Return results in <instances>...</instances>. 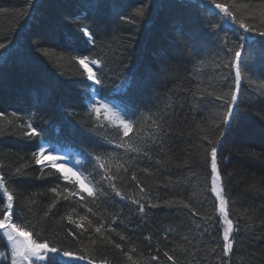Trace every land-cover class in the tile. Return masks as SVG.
<instances>
[{
  "label": "trees",
  "instance_id": "obj_1",
  "mask_svg": "<svg viewBox=\"0 0 264 264\" xmlns=\"http://www.w3.org/2000/svg\"><path fill=\"white\" fill-rule=\"evenodd\" d=\"M218 2L247 4L257 14L264 5V0ZM141 7L144 15L135 16V9ZM22 11L27 15H20ZM241 12L247 15L242 7ZM119 14H132L137 23H123ZM221 16L208 0H33V6L28 0H0V42L6 45L0 49V112L5 114L0 118L2 174L10 178L15 167L30 163L31 153L45 140L51 146H68L82 157L77 168L86 181H91L90 186L100 180L94 156L107 159L108 153L114 152L112 170L116 172L117 162L123 165L115 182L125 196L138 197L139 182L153 203L177 202L150 209L147 217L133 215L129 209L135 212L136 206L121 200L111 189L107 196L98 198L81 192V199L71 195L79 190L78 185L65 181L50 167L40 178L41 166L32 163L28 176L21 178L26 182L9 183L8 187L17 193L18 203L25 196L34 201L23 211L17 208L22 222L34 226L33 239H47L74 251L83 248L95 264H156L150 257L157 251L158 264H171L163 255L165 251L177 257V264H220L226 225L211 192L210 158L205 160L202 151L197 154L196 146L201 137L214 131V123L220 122L217 111L221 104L209 103L211 98L202 102L199 91L203 90L206 97L225 79L227 90L234 77L231 69L215 66L227 60L221 51L223 38L227 35L230 43L238 40L236 26ZM81 26L95 32V46L85 43ZM77 55L107 61L102 69L103 86H92L86 79L82 68L71 59ZM243 59L239 128L228 135L229 128L224 126L227 139L221 155L228 159L220 161L229 218L234 225L239 224L228 264H264V49L259 43L246 47ZM92 87L98 89L97 97L117 101L128 113L134 122L132 141L148 145V156L115 148L122 130L103 116L98 120L95 114H85ZM194 91L196 96L191 95ZM168 97L173 115L164 130L171 125L173 131L165 136L142 118L164 108ZM30 119L44 132L26 140L15 125ZM5 128L8 130L3 131ZM153 136L163 141V148L153 144ZM54 187L57 193L50 191ZM181 200L199 215L193 217L178 203ZM69 216L74 223H69ZM207 216L212 220L204 224ZM196 224L201 227L196 228ZM97 227L100 233L95 232ZM26 231L31 233L32 228ZM69 231L77 235L83 232L82 240L73 241ZM147 236L152 237L151 242ZM116 243L123 251L115 248ZM0 264H11L10 257L1 258Z\"/></svg>",
  "mask_w": 264,
  "mask_h": 264
},
{
  "label": "snow or ice",
  "instance_id": "obj_2",
  "mask_svg": "<svg viewBox=\"0 0 264 264\" xmlns=\"http://www.w3.org/2000/svg\"><path fill=\"white\" fill-rule=\"evenodd\" d=\"M211 7L218 10L221 16V20L230 22L231 25L236 26L238 30V40L232 41L228 40L227 35L223 38L221 42V51L224 52L227 60H221L216 63L215 66L229 68L234 71V77L232 78V84L227 86V90H224L225 85H227V79H225L224 84H221L215 91H208L205 97L203 90L199 91L201 101L203 102L206 98H211L209 103L212 101H220L221 104L218 109L217 115L220 118L218 124L214 123V131L201 137V142L196 146L197 154L201 151L204 153L205 160L210 158V168H211V192L215 194L216 200L218 201L217 211L223 220L226 227L223 228L222 233V254L220 256V264H228L231 256L235 251V244L237 243L235 237L239 235V224H235L232 219L229 218L228 212V200L225 198L223 192L224 189L221 185V170L220 161L221 159H228V157H223L221 155L222 149L224 147V141L227 139V135L224 131V126H228L229 133L235 131L239 128L241 114L237 111L240 108V96H241V85L244 80V69L243 65L245 61L243 59L244 50L246 47L259 43L261 48L264 49V5H261V9L256 13L255 9L250 8L249 5H234L229 3H220L218 0H208ZM29 6H33V0H28ZM241 7L247 10V15L241 12ZM20 15H27L26 12L22 11ZM144 9H135V16H143ZM118 19L126 24H135L137 21L134 19L133 15L119 14ZM217 25H212V28H216ZM242 30V31H240ZM80 32L83 34L86 44H96V34L88 26H81ZM258 37L259 39H254ZM6 45L0 42V49H4ZM47 54V53H45ZM72 61L77 63L83 70V75L88 81L92 82V85L103 86L105 73L102 71L106 64V60L102 57L90 59L87 55H77L71 57ZM215 63V62H214ZM95 69V70H94ZM199 87V86H198ZM93 92L99 94L98 89L93 88ZM192 96H196L197 92H192ZM169 103L165 104V107L160 109L158 112L152 115L145 114L143 116L144 121H151L155 125L158 132H162L163 135L167 136L173 131L171 125H168L167 131L164 130V125L169 119L172 118L173 113L169 111L172 109L171 97H168ZM182 109V105H181ZM105 113V118L109 119L110 122H119V128L122 130V135L120 141L114 146L115 148H123L126 152H135L138 154H143L145 156L149 155L148 145L140 146L132 141L131 135L135 132L134 122L130 119L122 118L121 113L118 112L109 103L104 102V100H93L90 104L86 115L95 114L96 118L99 120L101 112ZM4 113L0 112V118L4 117ZM14 117L16 113L12 114ZM153 117H156L155 119ZM10 125L13 121L8 122ZM199 127V125H197ZM235 126V127H233ZM18 134L26 140H33L37 137L43 135L44 130L35 126L31 119L27 122L15 125ZM5 128L3 131H7ZM203 131V129H201ZM139 137L140 133L136 132ZM153 144H160L161 148L164 147V143L161 140H157L155 136L152 137ZM206 141V142H205ZM112 143V141H109ZM38 150L31 153L30 163H21L19 166L15 167L10 178L5 176L3 173V168H0V246H3L7 251H0V258L11 260V264H79V262L87 261V264H95L93 257L85 254V250L80 248L78 251L69 248H64L60 246L59 243L53 244L52 242L44 239L42 242H38L37 239H33L32 236L36 235L35 228L30 222L23 223L22 217L17 212V208L21 211L27 208L29 204L34 203L30 197L25 196L22 203H18L17 193L11 191L8 187L9 183L22 184L26 181L21 179L28 176V169L34 163L37 166H41V177L43 178L46 173L44 169L51 168L55 172L59 173L65 181L69 183H74L79 186V190L72 192V196H81V192H86L89 197L98 198L101 196H107L108 189L114 192L117 197L121 200H130L132 205L136 206L135 212L129 209L130 213H139L140 215L147 217L149 215L150 209H156L164 206H172L177 203L174 200H165L161 204L153 203L152 199L149 198L148 193L145 188L139 186L137 182V187L139 188L138 197H128L125 196L117 187L116 180L119 178V170L123 168V165L116 163V172L112 170V162L115 160V153H108L107 159L103 158L101 155H95L94 159L96 161V166L98 168V174L100 175V180L96 182L95 185L90 186L91 181H87L74 171L71 167L66 166L63 157L55 156L51 154V149H46L42 145H37ZM150 158V157H149ZM21 159H24L21 157ZM47 161V162H46ZM160 163V161H157ZM125 173L128 169L124 168ZM50 175V173L48 174ZM195 175V173H192ZM75 178L73 181L72 178ZM132 180L135 181L136 177L133 176ZM106 186V187H105ZM51 192L57 193V188L54 187L50 189ZM65 191H68L65 189ZM180 205L187 208L193 217L199 215V213L188 203L183 200L178 201ZM91 211V209H89ZM15 218V219H14ZM203 218V217H202ZM85 219V218H81ZM204 219V224H207L212 220L211 216H207ZM69 223H74L71 217H68ZM19 221V222H18ZM123 223V222H122ZM79 229L80 224H76ZM89 227H91V222L89 221ZM200 224H196V228H200ZM26 228H32V232L26 231ZM235 229V230H234ZM114 231V229H110ZM96 233L101 232V228L97 227L95 229ZM73 241L79 243L82 240L83 232L79 235L69 231L67 233ZM4 237L7 238V243H3ZM103 238V237H101ZM167 238V237H165ZM121 240H124V236H120ZM146 240L151 242L152 237H145ZM109 243H112L110 240ZM217 247H221L219 244ZM116 249H122V245L119 243L115 244ZM183 251V249H181ZM135 251V248L132 249ZM167 261L171 264H177V257L174 254H170L169 251L163 253ZM159 252L156 255H152L150 260L158 264ZM131 260V257H128ZM194 259V257H193ZM104 264V261H101ZM133 264H138V262L133 261ZM139 264H149L148 261H141Z\"/></svg>",
  "mask_w": 264,
  "mask_h": 264
},
{
  "label": "rangeland",
  "instance_id": "obj_3",
  "mask_svg": "<svg viewBox=\"0 0 264 264\" xmlns=\"http://www.w3.org/2000/svg\"><path fill=\"white\" fill-rule=\"evenodd\" d=\"M91 94H92V98L93 99L91 100V102L89 103V105L93 102V100L99 101V98H97V96H96L95 92H93V90H91ZM101 114L104 115V117H105V113L103 111L101 112ZM112 123L119 125V122L118 121H115V122H112ZM41 145L43 147H45L46 149H48L46 144H41ZM63 149L64 148H59V150H56L54 152H51V154L52 155H55V156H59V157L65 158L64 159V163L66 164V166L71 167L74 171H77L76 165H77V162H78L79 159L77 157H75V155H76L75 152H73V151H63ZM67 153L71 154L72 156H68ZM72 179H75V178L73 177ZM224 227H226V226H224ZM5 239H6V242H7V238L6 237H5ZM0 251H5V250L3 248H0ZM82 262H84V261H82Z\"/></svg>",
  "mask_w": 264,
  "mask_h": 264
},
{
  "label": "bare ground",
  "instance_id": "obj_4",
  "mask_svg": "<svg viewBox=\"0 0 264 264\" xmlns=\"http://www.w3.org/2000/svg\"><path fill=\"white\" fill-rule=\"evenodd\" d=\"M159 10V9H158ZM184 14V13H183ZM210 14V13H209ZM114 15V14H113ZM117 19V18H116ZM196 21V20H195ZM221 21V20H220ZM219 30V29H218ZM171 41V40H170ZM182 43V42H181ZM183 46V45H182ZM252 51V50H251ZM175 52V51H174ZM140 62V61H139ZM261 62V61H260ZM143 72V71H142ZM129 84V83H128ZM93 86V85H92ZM93 88V87H92ZM87 92V91H86ZM116 92V91H115ZM96 94V93H95ZM97 96V95H96ZM97 98H99V97H97ZM93 99V98H92ZM104 100V99H103ZM118 100V99H117ZM126 100V99H125ZM104 102H106V100H104ZM128 105V104H127ZM103 124V123H102ZM111 126V125H110ZM109 128V127H108ZM117 134V133H116ZM110 135V134H109ZM113 135V134H112ZM59 145V144H58ZM73 146V145H72ZM59 148H65V147H59ZM70 151H73V152H75L73 149H70ZM75 154H76V152H75ZM87 161V160H86ZM223 180V179H222ZM87 182V181H86ZM230 213V212H229ZM215 214V213H214ZM232 217V216H231ZM217 228H219V227H217Z\"/></svg>",
  "mask_w": 264,
  "mask_h": 264
}]
</instances>
